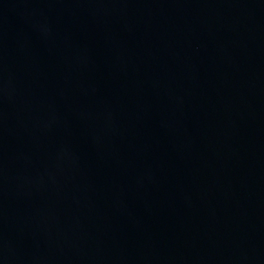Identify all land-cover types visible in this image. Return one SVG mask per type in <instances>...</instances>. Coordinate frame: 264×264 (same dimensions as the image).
Instances as JSON below:
<instances>
[{"label": "water", "instance_id": "water-1", "mask_svg": "<svg viewBox=\"0 0 264 264\" xmlns=\"http://www.w3.org/2000/svg\"><path fill=\"white\" fill-rule=\"evenodd\" d=\"M0 264H264V0H0Z\"/></svg>", "mask_w": 264, "mask_h": 264}]
</instances>
